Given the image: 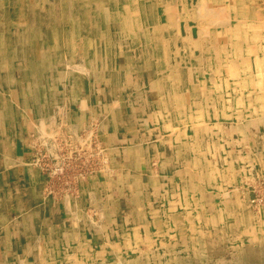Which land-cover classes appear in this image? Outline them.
I'll return each mask as SVG.
<instances>
[{"label": "rangeland", "instance_id": "rangeland-1", "mask_svg": "<svg viewBox=\"0 0 264 264\" xmlns=\"http://www.w3.org/2000/svg\"><path fill=\"white\" fill-rule=\"evenodd\" d=\"M10 112L51 199L111 173L116 147L202 138L206 175L261 224L264 0H0L1 158L25 152Z\"/></svg>", "mask_w": 264, "mask_h": 264}, {"label": "crops", "instance_id": "crops-1", "mask_svg": "<svg viewBox=\"0 0 264 264\" xmlns=\"http://www.w3.org/2000/svg\"><path fill=\"white\" fill-rule=\"evenodd\" d=\"M10 115L6 138L25 152L0 157V264H264V208L252 222L248 193L226 178L213 185L202 138L186 153L116 147L111 173L79 180L56 201L25 161L28 140L22 129L13 135Z\"/></svg>", "mask_w": 264, "mask_h": 264}, {"label": "bare ground", "instance_id": "bare-ground-1", "mask_svg": "<svg viewBox=\"0 0 264 264\" xmlns=\"http://www.w3.org/2000/svg\"><path fill=\"white\" fill-rule=\"evenodd\" d=\"M16 11V10H15ZM103 11V10H102ZM15 13V12H14ZM17 13V12H16ZM15 15H17V14H15ZM20 15V14H19ZM18 16V15H17ZM21 16V15H20ZM22 17V16H21ZM35 18V17H34ZM16 19V18H15ZM26 19V18H25ZM25 21V20H24ZM8 22V21H7ZM12 28V27H11ZM4 32V31H3ZM10 33V32H9ZM8 35V34H7ZM112 45V44H111ZM99 47V46H98ZM113 48V47H112ZM100 51V50H99ZM11 53V52H10ZM48 81H49V79H48ZM51 82V81H50ZM30 238V237H29ZM14 244V243H13ZM14 246H15V244H14ZM11 257V256H10Z\"/></svg>", "mask_w": 264, "mask_h": 264}]
</instances>
